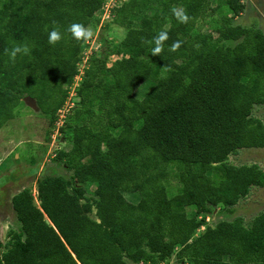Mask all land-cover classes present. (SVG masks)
Returning a JSON list of instances; mask_svg holds the SVG:
<instances>
[{"label":"trees","instance_id":"trees-1","mask_svg":"<svg viewBox=\"0 0 264 264\" xmlns=\"http://www.w3.org/2000/svg\"><path fill=\"white\" fill-rule=\"evenodd\" d=\"M215 1L214 10L212 0L118 6L113 21L126 36L100 39L79 102L58 128L88 50L67 28L98 25L106 0H0V131L32 97L65 139L55 161L73 173L39 178V207L31 188L13 197L21 230L9 233L0 264H264V212L249 226L242 217L207 222L264 188L259 165L230 163L243 149H264V123L253 116L264 105V30L236 22L246 10L240 0ZM174 5L187 9L189 23L176 20ZM216 11L221 18L211 22ZM53 21L63 33L55 45ZM161 30L169 39L154 56L145 41ZM10 41H26L31 54L10 62ZM113 56L122 57L109 67ZM146 83L153 88L138 97ZM171 178L181 186L174 197ZM87 184L96 185L93 198Z\"/></svg>","mask_w":264,"mask_h":264},{"label":"rangeland","instance_id":"rangeland-1","mask_svg":"<svg viewBox=\"0 0 264 264\" xmlns=\"http://www.w3.org/2000/svg\"><path fill=\"white\" fill-rule=\"evenodd\" d=\"M129 0H106L101 21L96 26H91L94 33L93 39L88 40L86 45L88 50L84 52L83 59H88L96 50H102L100 39L105 37L109 43H121L126 36V31L120 25L114 24V10L124 2ZM246 7L245 12L236 20L243 26L257 25L264 30V0H240ZM216 1L212 0L213 9L216 8ZM110 5L111 11H106V5ZM225 9V7H223ZM221 18L220 11L214 13L211 22ZM210 20L206 23V29L211 27ZM122 56H113L108 66L121 59ZM87 65V64H86ZM79 84L76 81L71 88L70 99L67 100L63 115L75 107L79 101L75 98L76 89ZM153 88L152 83L144 84L138 91L137 96L143 97ZM25 103V102H24ZM39 108V107H38ZM67 109V111H66ZM13 117L8 119L0 131V188L5 193H9L7 202L0 204V243L2 245L0 254L5 251L4 245L9 241V233L12 230H21V225L14 213L11 205L12 196L19 191L31 188L35 194V202L40 206L37 194L38 178L43 176H63L71 178L73 173L67 167L55 161V153L65 148V139L60 137L57 130L51 128L50 120L40 110L35 111L28 105L20 104L13 108ZM62 111V110H61ZM65 112V113H64ZM60 114V113H59ZM253 116L264 123V105L255 106ZM63 117V118H64ZM64 121V120H63ZM63 121L61 124L63 125ZM233 165H259L264 170V149H243L237 155L230 157ZM171 187V188H170ZM181 186L174 179H170L167 185L168 195L174 197L180 193ZM87 197L93 198L96 185L87 184ZM178 190V191H177ZM127 199L137 203L139 194H126ZM2 196L0 197V200ZM194 209H192L193 211ZM264 212V188H254L249 197L242 200L233 211L217 209L213 216H209L207 222L215 226L221 220H233L242 217L249 226L254 218ZM203 227L201 230H204ZM144 264V263H143ZM163 264H180L176 257Z\"/></svg>","mask_w":264,"mask_h":264},{"label":"clouds","instance_id":"clouds-1","mask_svg":"<svg viewBox=\"0 0 264 264\" xmlns=\"http://www.w3.org/2000/svg\"><path fill=\"white\" fill-rule=\"evenodd\" d=\"M172 15L179 23L187 24L192 19L187 13V9L183 5H174L171 8ZM52 30L48 33V43L55 45L63 39V33L60 26L56 21L52 22ZM67 32L77 41H88L93 39L94 33L90 26H86L83 23H72L68 26ZM169 39L168 32L161 30L157 36L153 37L152 41H145L146 43H154L155 47L151 49L154 56L160 55L164 50V43ZM181 41L177 40L169 46V51L175 52L181 47ZM12 45L10 48L5 49V55L9 57L10 62L15 63L18 55L27 56L31 54V47L25 41L18 43L16 41H10ZM59 133L58 129H56Z\"/></svg>","mask_w":264,"mask_h":264},{"label":"built area","instance_id":"built-area-1","mask_svg":"<svg viewBox=\"0 0 264 264\" xmlns=\"http://www.w3.org/2000/svg\"><path fill=\"white\" fill-rule=\"evenodd\" d=\"M111 9H113V8H111V6L110 5H106V11L107 12H109V11H111ZM86 63H87V59H83V62L79 65V73H78V75L76 76V81H77V83L79 84L82 80H83V78H84V74H85V68H86ZM66 111H67V109H66ZM62 113H63V110L61 111ZM62 113H60V115H61V118H60V121H63L64 120V115L62 114ZM65 113V112H64ZM64 117V118H63ZM62 124H61V122H58L57 123V127L59 128L60 126H61Z\"/></svg>","mask_w":264,"mask_h":264},{"label":"water","instance_id":"water-1","mask_svg":"<svg viewBox=\"0 0 264 264\" xmlns=\"http://www.w3.org/2000/svg\"><path fill=\"white\" fill-rule=\"evenodd\" d=\"M24 102H25L26 105H28L33 110H35V111H38L39 110L38 105H37V101L35 99H33L32 97H30V96L29 97H26L24 99Z\"/></svg>","mask_w":264,"mask_h":264},{"label":"crops","instance_id":"crops-1","mask_svg":"<svg viewBox=\"0 0 264 264\" xmlns=\"http://www.w3.org/2000/svg\"><path fill=\"white\" fill-rule=\"evenodd\" d=\"M39 179V178H38ZM3 187V186H2ZM0 188V197L2 196V194H3V197L1 198V200H0V204H4V203H6L7 202V199H8V195L10 194V192L9 193H5L4 191H2V189L3 188ZM21 191H19L18 193H20ZM18 193H16V194H14L13 196H12V199H13V197L15 196V195H17ZM11 203H12V200H11ZM12 205V204H11ZM15 213V212H14ZM15 215H16V213H15Z\"/></svg>","mask_w":264,"mask_h":264}]
</instances>
